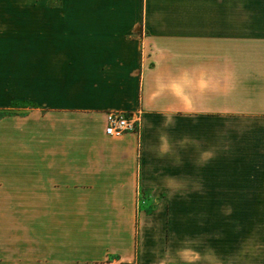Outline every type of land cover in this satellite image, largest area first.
<instances>
[{
    "label": "crops",
    "instance_id": "obj_1",
    "mask_svg": "<svg viewBox=\"0 0 264 264\" xmlns=\"http://www.w3.org/2000/svg\"><path fill=\"white\" fill-rule=\"evenodd\" d=\"M0 264H264V0H0Z\"/></svg>",
    "mask_w": 264,
    "mask_h": 264
},
{
    "label": "built area",
    "instance_id": "obj_2",
    "mask_svg": "<svg viewBox=\"0 0 264 264\" xmlns=\"http://www.w3.org/2000/svg\"><path fill=\"white\" fill-rule=\"evenodd\" d=\"M142 124V111L137 108L132 112L125 110H108L105 113L104 131L109 135H119L125 131L139 132ZM146 203V196L142 190L137 191L136 209L140 210Z\"/></svg>",
    "mask_w": 264,
    "mask_h": 264
},
{
    "label": "rangeland",
    "instance_id": "obj_3",
    "mask_svg": "<svg viewBox=\"0 0 264 264\" xmlns=\"http://www.w3.org/2000/svg\"><path fill=\"white\" fill-rule=\"evenodd\" d=\"M137 191L138 190H134V203H135V205H136V199H137ZM142 214H143V211L142 210H138V209L135 208V210H134V217L133 218H134V222H135L136 225L139 224Z\"/></svg>",
    "mask_w": 264,
    "mask_h": 264
}]
</instances>
